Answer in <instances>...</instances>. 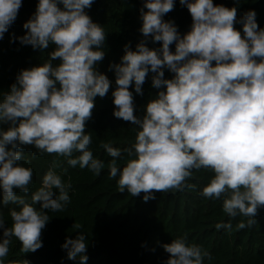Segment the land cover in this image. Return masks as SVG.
Here are the masks:
<instances>
[{"label": "clouds", "instance_id": "1", "mask_svg": "<svg viewBox=\"0 0 264 264\" xmlns=\"http://www.w3.org/2000/svg\"><path fill=\"white\" fill-rule=\"evenodd\" d=\"M93 2L38 0L22 25L25 34L15 38L33 49H53L41 65L22 69L0 95V124L9 125L0 129V204L16 206L9 209L11 226L0 216V264L13 238L22 253L40 249L41 232L50 220L47 212L62 211L70 202L71 184L54 170L60 166L55 160L31 193L30 203L16 195V190L28 193L32 182V168L19 163L23 146L63 157L69 167L87 168L96 175L106 166L93 157L92 137L85 133L94 98H103L110 87L106 75L96 70L104 57L105 32L85 11ZM21 4L0 0V39ZM179 4L191 16L189 31L181 36L173 21L163 19L174 0H144L139 11L144 40L135 50L125 45L120 63L109 65L116 85L112 115L136 125V134L123 149L110 142L100 145L112 158L108 175L118 177L120 192L144 193L146 202L155 198L154 192L194 187L187 183L193 170H208L212 175L199 195L222 200V212L229 218L247 217L236 224L244 229L256 223L257 210L264 207V28H258L254 10L236 19V7L214 5L213 0ZM234 23L242 26L243 36ZM149 36L153 43L160 42L158 49L146 46ZM164 69L174 74L171 79L164 78ZM150 72L151 87L162 90L137 117L129 86L142 94ZM125 154L120 167L117 158L124 160ZM215 229L231 231L232 224L217 222ZM86 247L81 233L66 237L61 245L67 258L78 257L80 264L88 259ZM162 247L170 254L165 264H203L208 256L185 236Z\"/></svg>", "mask_w": 264, "mask_h": 264}, {"label": "trees", "instance_id": "2", "mask_svg": "<svg viewBox=\"0 0 264 264\" xmlns=\"http://www.w3.org/2000/svg\"><path fill=\"white\" fill-rule=\"evenodd\" d=\"M144 0H94L86 9L94 23L102 26L105 41L102 45L103 59L97 63L96 70L110 81L108 92L103 98H94L91 117L85 123V133L92 137L89 146L93 157L103 160L105 167L98 175L87 168L69 167L63 157L55 154H39L32 146H23L22 160L24 167L32 168V182L29 192L16 190V195L31 202V193L39 188L41 178L52 165L53 161L60 165L54 170L61 174L65 183H70V202L62 211H48L49 221L41 232L42 247L35 252L22 253L20 243L13 238L9 246L8 256L4 264H80L79 258L69 260L66 250L61 248L65 238H75L77 233L84 234L87 247L86 264H165L169 258L162 247L171 243L178 236H185L187 243L196 244L208 253L203 264H264V207L258 208L255 222L250 227L237 229L236 224L247 217L229 218L222 212V200L205 199L199 195L200 189L206 185L212 173L205 169L193 170L187 183L194 187L183 191L169 189L166 192H154V199L144 201L140 193L131 196L126 190L122 193L116 184V178H109L107 163L109 157L102 143L110 142L113 147L123 149L134 142L136 125L122 119L114 118L112 113V91L116 87L114 72L110 64L120 63L124 54V46L131 50L144 40L139 32L141 20L139 11ZM38 0H22L21 7L14 22L0 39V95L15 82L16 75L22 69L39 66L48 59V49H33L28 45H20L16 37L25 34L22 25L35 12ZM214 5L228 8L236 7L237 16L254 10L258 28H264V0H213ZM174 8L163 17L165 21H173L181 36L190 30L191 16L186 7L174 0ZM147 11V9H145ZM234 28L242 33V26L234 23ZM10 40L12 42H10ZM150 49H158L160 42L153 43L151 36L146 41ZM174 51V43L169 46ZM53 64L58 61H53ZM214 63V62H213ZM148 73L142 84V94L137 95L132 86L134 115L142 117L147 102L154 99L162 89L151 87ZM174 74L164 69V78L171 79ZM8 124H0L6 130ZM127 160L117 158L118 166L122 167ZM66 169V171H62ZM2 199V194H0ZM40 202L35 207L39 208ZM13 204H0V216L5 226H11L8 215ZM232 224L231 231L215 229L217 222ZM80 227H74L73 225ZM2 235V231H0Z\"/></svg>", "mask_w": 264, "mask_h": 264}]
</instances>
